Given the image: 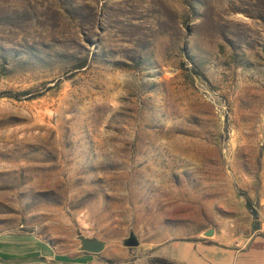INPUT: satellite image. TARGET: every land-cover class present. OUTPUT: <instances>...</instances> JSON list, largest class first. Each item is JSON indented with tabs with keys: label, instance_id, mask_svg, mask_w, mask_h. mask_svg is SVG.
<instances>
[{
	"label": "rangeland",
	"instance_id": "rangeland-1",
	"mask_svg": "<svg viewBox=\"0 0 264 264\" xmlns=\"http://www.w3.org/2000/svg\"><path fill=\"white\" fill-rule=\"evenodd\" d=\"M255 213L264 0H0V237L137 264Z\"/></svg>",
	"mask_w": 264,
	"mask_h": 264
},
{
	"label": "crops",
	"instance_id": "crops-1",
	"mask_svg": "<svg viewBox=\"0 0 264 264\" xmlns=\"http://www.w3.org/2000/svg\"><path fill=\"white\" fill-rule=\"evenodd\" d=\"M253 217L251 232L230 243L201 239H173L153 247L149 257L137 264H149V258L152 256L165 257L182 264H264V214L256 213ZM0 262L1 264H104L99 260L97 253L81 251L75 255H61L49 243L38 237L25 247L16 239L0 237Z\"/></svg>",
	"mask_w": 264,
	"mask_h": 264
},
{
	"label": "water",
	"instance_id": "water-1",
	"mask_svg": "<svg viewBox=\"0 0 264 264\" xmlns=\"http://www.w3.org/2000/svg\"><path fill=\"white\" fill-rule=\"evenodd\" d=\"M80 241H81V246L80 248L82 250L91 252V253H96L102 250L104 246V242L100 239L94 238V237H86L83 235H78ZM124 244L132 246V245H137L138 244V239L133 235L132 233L126 237L124 240Z\"/></svg>",
	"mask_w": 264,
	"mask_h": 264
},
{
	"label": "trees",
	"instance_id": "trees-1",
	"mask_svg": "<svg viewBox=\"0 0 264 264\" xmlns=\"http://www.w3.org/2000/svg\"><path fill=\"white\" fill-rule=\"evenodd\" d=\"M247 203L250 204V199L248 197H247ZM251 210L253 209L251 208ZM149 264H182V263L175 262L165 257L152 256L149 258Z\"/></svg>",
	"mask_w": 264,
	"mask_h": 264
}]
</instances>
